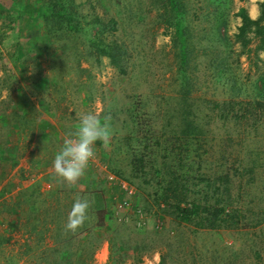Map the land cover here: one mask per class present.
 I'll use <instances>...</instances> for the list:
<instances>
[{"label":"rangeland","instance_id":"rangeland-1","mask_svg":"<svg viewBox=\"0 0 264 264\" xmlns=\"http://www.w3.org/2000/svg\"><path fill=\"white\" fill-rule=\"evenodd\" d=\"M45 1L0 0V264H159L160 255L163 264H258L264 125L229 127L243 173L233 193L248 216L237 228L176 220L156 202L160 186L132 176L125 147L140 122L167 138L190 96L184 105L218 156L226 128L205 100H264V51L252 33L247 48L235 39L239 8L256 18L262 0H72L73 28L43 19ZM110 41L125 50L124 73L95 48ZM87 113L111 117V140L96 142L84 175L69 184L52 161ZM77 198L89 208L73 232L65 224ZM101 207L108 218L99 225Z\"/></svg>","mask_w":264,"mask_h":264},{"label":"trees","instance_id":"trees-1","mask_svg":"<svg viewBox=\"0 0 264 264\" xmlns=\"http://www.w3.org/2000/svg\"><path fill=\"white\" fill-rule=\"evenodd\" d=\"M71 1H45L44 10L37 6V13L46 21L57 18L73 28L77 22L73 18ZM170 3L172 7L176 6L175 0H170ZM237 15L240 24L235 34L236 41L247 48L252 33L257 39L255 50L264 51V0L260 2V13L256 18H252L244 7L239 8ZM178 33L180 36L183 34L181 29ZM94 45L121 73L125 72V64L122 63L125 50L116 41L95 42ZM182 51L184 59L183 47ZM189 98L184 97L182 102L186 104ZM205 102L213 116L226 128V135L219 144L218 156L215 155V144L207 135L204 125L200 124L192 110L182 104L180 126L171 131L167 138H158L141 122L134 125L135 144L130 142L125 147L127 165L133 177L160 186L156 202L171 208L176 220L210 230L237 228L248 216L244 214L240 190L233 193L235 187H243L240 181L243 173L232 161L233 157L239 155V149L232 148L234 144L229 127L232 123L253 128L264 125V100L228 98L206 99ZM254 164L244 168L250 177L254 173ZM98 209L95 215L97 223L101 225L108 217L104 207ZM109 242L112 243L111 239H108ZM257 255L258 264H263L261 250H257ZM109 261L112 262L111 258ZM163 261V255H160L159 264H163Z\"/></svg>","mask_w":264,"mask_h":264},{"label":"clouds","instance_id":"clouds-1","mask_svg":"<svg viewBox=\"0 0 264 264\" xmlns=\"http://www.w3.org/2000/svg\"><path fill=\"white\" fill-rule=\"evenodd\" d=\"M110 119V116H106L102 120L91 113L80 117L78 127L66 135L59 151L54 155L52 167L55 175L69 184H75L84 175L89 161L95 155L96 142H102L105 147L110 143ZM88 208L87 199H75L68 212L65 229L74 232L82 226L87 218Z\"/></svg>","mask_w":264,"mask_h":264},{"label":"built area","instance_id":"built-area-1","mask_svg":"<svg viewBox=\"0 0 264 264\" xmlns=\"http://www.w3.org/2000/svg\"><path fill=\"white\" fill-rule=\"evenodd\" d=\"M110 177L112 178L111 175H110ZM119 183H120V185H121V187H122L123 189H125V190H127V191H129V192H132V189H131V188H130L125 182L120 181Z\"/></svg>","mask_w":264,"mask_h":264}]
</instances>
